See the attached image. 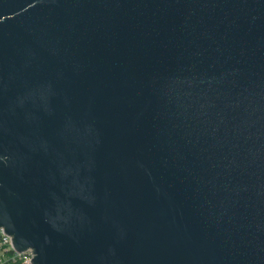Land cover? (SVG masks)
Here are the masks:
<instances>
[{
  "label": "water",
  "instance_id": "obj_1",
  "mask_svg": "<svg viewBox=\"0 0 264 264\" xmlns=\"http://www.w3.org/2000/svg\"><path fill=\"white\" fill-rule=\"evenodd\" d=\"M0 230L32 264H264V0H0Z\"/></svg>",
  "mask_w": 264,
  "mask_h": 264
},
{
  "label": "built area",
  "instance_id": "obj_2",
  "mask_svg": "<svg viewBox=\"0 0 264 264\" xmlns=\"http://www.w3.org/2000/svg\"><path fill=\"white\" fill-rule=\"evenodd\" d=\"M7 252L11 254L10 257L13 262L20 261L22 264H32L34 258V256H32V251L27 250L20 254L15 252L11 244V238L0 230V264H4L7 261L5 258Z\"/></svg>",
  "mask_w": 264,
  "mask_h": 264
},
{
  "label": "trees",
  "instance_id": "obj_3",
  "mask_svg": "<svg viewBox=\"0 0 264 264\" xmlns=\"http://www.w3.org/2000/svg\"><path fill=\"white\" fill-rule=\"evenodd\" d=\"M11 254L9 252H7V254H5V258H6V262L4 264H22L20 261H16V262H13L11 260Z\"/></svg>",
  "mask_w": 264,
  "mask_h": 264
}]
</instances>
